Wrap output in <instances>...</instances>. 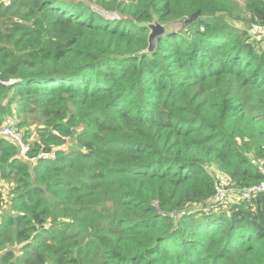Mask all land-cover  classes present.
<instances>
[{
	"label": "trees",
	"instance_id": "trees-1",
	"mask_svg": "<svg viewBox=\"0 0 264 264\" xmlns=\"http://www.w3.org/2000/svg\"><path fill=\"white\" fill-rule=\"evenodd\" d=\"M100 4L0 0V127L46 125L0 137V264H264V192L207 205L264 179V0Z\"/></svg>",
	"mask_w": 264,
	"mask_h": 264
},
{
	"label": "built area",
	"instance_id": "built-area-1",
	"mask_svg": "<svg viewBox=\"0 0 264 264\" xmlns=\"http://www.w3.org/2000/svg\"><path fill=\"white\" fill-rule=\"evenodd\" d=\"M249 31L251 35L260 34V36H264V25H254ZM23 136V132L17 128V124L13 119L8 118L0 127V137L17 146V156L22 160L35 162V159H28L26 156L28 146L23 144ZM37 157L54 159L55 152L53 150L47 153L40 152ZM256 166L264 172V160L257 162ZM262 192H264V179L258 184L237 189L233 186L232 181L227 176L222 175L219 177L218 183L215 186V196L209 203H207V205L209 207L222 206L239 199L249 201Z\"/></svg>",
	"mask_w": 264,
	"mask_h": 264
},
{
	"label": "rangeland",
	"instance_id": "rangeland-1",
	"mask_svg": "<svg viewBox=\"0 0 264 264\" xmlns=\"http://www.w3.org/2000/svg\"><path fill=\"white\" fill-rule=\"evenodd\" d=\"M85 2H87L88 4H90L94 9L99 10L102 5L100 4L101 0H83ZM105 15H108L110 20L113 19H118L120 18L119 15L111 13V11L109 10L108 13H104ZM241 15V13L239 12V10L234 9L233 12L231 13L230 18L228 19V21H234L237 19V17H239ZM160 25L157 21L153 22L151 25ZM164 27V25H161ZM171 26L173 29H177L180 27V24L178 22H174L171 23ZM252 27H249V30ZM258 40H260V38H257ZM9 119H13L15 122L17 121L14 117L13 118H9ZM18 123V121H17ZM46 127L44 121L40 118L37 119L35 117H29L27 118V125L24 127H18V129L21 132H25L26 130H28L29 132V137L26 140V142H24L23 140V144L27 145L31 142H33L34 140L37 139V133H36V129L37 128H44ZM24 134V133H23ZM24 137V136H23ZM71 144V140H68V142L66 143L65 146L62 147V149L66 150L68 147H70ZM28 146V145H27ZM14 187V182L11 180H8L6 178H2V176L0 175V191L3 195L4 198H7L9 196V192L12 190V188ZM5 207L4 206H0V212L1 210H4Z\"/></svg>",
	"mask_w": 264,
	"mask_h": 264
},
{
	"label": "water",
	"instance_id": "water-1",
	"mask_svg": "<svg viewBox=\"0 0 264 264\" xmlns=\"http://www.w3.org/2000/svg\"><path fill=\"white\" fill-rule=\"evenodd\" d=\"M199 14H200V11H197L196 13L192 14L190 16V18L185 21V24H188L191 21H193L195 18H197V16ZM149 28H150L151 32H150L149 37H148V42H149L148 51H151L155 45L156 38L163 33L164 28L158 24L150 25ZM75 133H76V130L73 129V135H75Z\"/></svg>",
	"mask_w": 264,
	"mask_h": 264
},
{
	"label": "clouds",
	"instance_id": "clouds-1",
	"mask_svg": "<svg viewBox=\"0 0 264 264\" xmlns=\"http://www.w3.org/2000/svg\"><path fill=\"white\" fill-rule=\"evenodd\" d=\"M18 157V156H17ZM31 159H35L36 160V158H31ZM43 159V158H42ZM24 161H28V162H30L29 160H24ZM32 163H34V162H32Z\"/></svg>",
	"mask_w": 264,
	"mask_h": 264
}]
</instances>
